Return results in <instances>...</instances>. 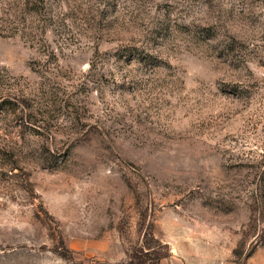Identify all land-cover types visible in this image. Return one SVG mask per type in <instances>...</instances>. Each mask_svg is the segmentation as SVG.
Instances as JSON below:
<instances>
[{
  "label": "rangeland",
  "instance_id": "374dc122",
  "mask_svg": "<svg viewBox=\"0 0 264 264\" xmlns=\"http://www.w3.org/2000/svg\"><path fill=\"white\" fill-rule=\"evenodd\" d=\"M146 235L264 264V0H0V264Z\"/></svg>",
  "mask_w": 264,
  "mask_h": 264
},
{
  "label": "trees",
  "instance_id": "16d2710c",
  "mask_svg": "<svg viewBox=\"0 0 264 264\" xmlns=\"http://www.w3.org/2000/svg\"><path fill=\"white\" fill-rule=\"evenodd\" d=\"M145 241L146 246H142L139 253L132 254L130 264H160L162 259L170 256L169 246H151L147 235Z\"/></svg>",
  "mask_w": 264,
  "mask_h": 264
},
{
  "label": "crops",
  "instance_id": "0c3cea01",
  "mask_svg": "<svg viewBox=\"0 0 264 264\" xmlns=\"http://www.w3.org/2000/svg\"><path fill=\"white\" fill-rule=\"evenodd\" d=\"M173 257H175V256H173ZM173 257H172V259H171V264H177L176 260H175ZM161 263H162V262H161Z\"/></svg>",
  "mask_w": 264,
  "mask_h": 264
}]
</instances>
